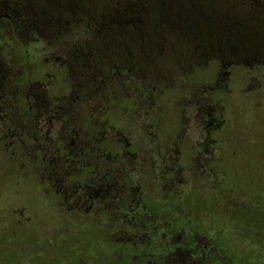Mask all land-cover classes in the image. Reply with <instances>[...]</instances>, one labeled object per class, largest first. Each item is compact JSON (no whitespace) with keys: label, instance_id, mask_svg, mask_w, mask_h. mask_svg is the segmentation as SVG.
I'll use <instances>...</instances> for the list:
<instances>
[{"label":"flooded vegetation","instance_id":"obj_1","mask_svg":"<svg viewBox=\"0 0 264 264\" xmlns=\"http://www.w3.org/2000/svg\"><path fill=\"white\" fill-rule=\"evenodd\" d=\"M130 1L108 0L107 20H82L75 10L62 31L41 36L15 18L13 3L0 1V199L16 204L17 186L29 192L36 182L63 219L51 233L63 235L64 219L101 221L94 225L105 241L134 251L112 264H235L264 244L234 248L233 258L215 243L223 229L204 227L189 209L204 210L201 194L220 213L243 203L230 183L224 187L225 179L246 183L225 173L224 140L236 124L227 97L240 83L243 93L263 95L264 0H221L211 17L204 9L208 34L199 38L189 29L146 38ZM30 43L41 49L30 52ZM253 108L261 112L259 101ZM10 208L11 216L0 213V264L54 261L49 243L38 257L31 231L16 230L25 208ZM132 220L137 231L128 228ZM257 229L264 235V215Z\"/></svg>","mask_w":264,"mask_h":264},{"label":"rangeland","instance_id":"obj_2","mask_svg":"<svg viewBox=\"0 0 264 264\" xmlns=\"http://www.w3.org/2000/svg\"><path fill=\"white\" fill-rule=\"evenodd\" d=\"M107 0H97L98 3H104ZM151 0H143L142 4H150ZM198 3V10L196 8V14L193 12V16L199 18L198 21H183L184 23L175 22L168 16L163 14L157 15L152 10H145L143 14V35L146 38L157 37H176L183 35L186 29L191 31V35L195 38H199V35L205 36L207 33V27H205L204 9H212V15L216 14L217 5L221 0H193ZM102 5L94 7L93 10L102 9ZM149 7V6H148ZM147 7V8H148ZM90 8V7H89ZM87 9V8H86ZM98 10L96 14L103 13L104 10ZM201 10V11H200ZM95 14V13H94ZM176 16H184V11L176 12ZM173 15V14H172ZM188 16V15H187ZM187 16H184L187 17ZM195 16L193 18H195ZM183 19V18H182ZM216 19V17H215ZM136 29H130L129 35H138ZM194 39L199 41L200 39ZM41 49V44L30 43L29 51L36 53ZM163 58H168L171 50L166 45L160 50ZM34 63H37V57ZM239 85V84H238ZM240 83V90L235 85L233 86L234 95L227 97L228 114L227 116L232 119L236 118V124L234 132L224 140V153H225V173L228 179L239 177L242 181L226 180L224 187L231 184V188L242 200V204L230 209L229 206H223L221 213L218 210H212L210 194H201L202 206L204 210L195 212L193 209H189L193 213H197L198 216L204 219V227H218L223 229V233L217 244L226 246V253L236 258V250L244 251L247 247L254 250L257 249L254 245L264 244V235L258 237L256 231L258 230V220L264 215V156L259 157L253 155L256 152H252L253 148L257 151H264V91L261 92V98H255L253 92L243 93ZM166 99H169V96ZM261 112L253 108L254 102H258ZM258 146H255V145ZM261 153V152H260ZM253 168L254 174L250 178L249 172L245 169L247 165ZM32 188L30 193L23 189V185L17 186V189L21 193V197L17 200L16 204H10V201H16L9 199L8 190H3L4 198L0 199V213L5 217L11 216V208L23 207V215H18L17 218L22 223L20 229L16 230H28L31 231V237L34 241H38V249L35 254L40 257L41 246L45 243H49V250L54 255V261L49 264H57V260H61L58 264H76L78 261L82 264H112L119 260L121 255L125 256L127 253V259H131L132 250L129 248L127 252L122 247L114 245L104 240V236L101 234V228L96 229L97 223L100 225L101 221H91L89 219L80 220H67L64 219L63 235L57 236L56 224L62 222V216L57 213L54 207L47 203L45 194H39L36 189V182H32ZM226 184V185H225ZM254 186V188L252 186ZM24 190V191H23ZM256 190L257 197L248 199L252 191ZM3 194V192H1ZM231 193V197H235L236 194ZM216 194V193H215ZM4 195V194H3ZM32 196V198H31ZM237 199L239 200V197ZM39 200V201H38ZM22 203V205H20ZM22 212V213H23ZM19 211V214H22ZM29 216H28V215ZM177 214V213H176ZM175 215V214H174ZM28 216V217H27ZM0 217V221H1ZM4 221V220H2ZM177 224L184 225V221L179 220ZM192 224V223H191ZM193 225L189 226L192 227ZM101 227V226H100ZM53 231V233H51ZM60 231V230H59ZM27 233L21 235L25 237ZM52 234V235H51ZM215 238H219L216 235V231L212 234ZM9 242V239L6 240ZM57 245L60 247V251L57 253ZM34 249V248H33ZM242 253V252H241ZM245 254V252H243ZM242 253V254H243ZM59 255V256H57ZM239 262L235 264H264V247L259 249L258 252H253L248 256H241Z\"/></svg>","mask_w":264,"mask_h":264},{"label":"trees","instance_id":"obj_3","mask_svg":"<svg viewBox=\"0 0 264 264\" xmlns=\"http://www.w3.org/2000/svg\"><path fill=\"white\" fill-rule=\"evenodd\" d=\"M3 2V0H0ZM6 5L13 3L15 8L14 14L15 18L20 21H24V24H28L34 35H45L51 33H56L62 31L63 21L66 18H71L75 10L77 14H80L82 20H87L89 15H103V20H107V10L104 3H98L97 0H5ZM112 3L122 4V0H109ZM143 0H131L130 3L136 4L135 10H141L139 12L140 18H143L144 8L145 10H152L157 15L163 14L168 16L175 22L184 23L185 21H198L199 18L192 15L193 12L196 14V8L198 3L193 0H151L150 4H142ZM192 4V7L189 6ZM103 6L102 9L93 10L94 7ZM149 6V7H148ZM11 7V8H12ZM90 7V8H89ZM148 7V8H147ZM87 8V9H86ZM9 10V9H7ZM104 10L103 13L96 14V12ZM198 10V8H197ZM184 11V16H176V12ZM201 11V10H200ZM9 13V12H8ZM173 14V15H172ZM208 14L212 15V9H208ZM183 18V19H182ZM101 19V18H100ZM142 20V19H141ZM184 21V22H183ZM20 28H18L17 35ZM61 34V33H60ZM120 223V221H119ZM105 226V225H104ZM129 230L137 231L136 220H132L128 223ZM127 243L136 247L138 244L137 240H128Z\"/></svg>","mask_w":264,"mask_h":264}]
</instances>
